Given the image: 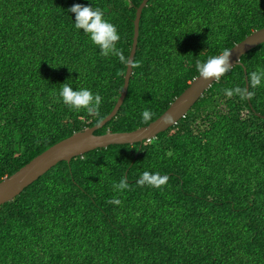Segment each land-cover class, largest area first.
<instances>
[{"label":"trees","instance_id":"16d2710c","mask_svg":"<svg viewBox=\"0 0 264 264\" xmlns=\"http://www.w3.org/2000/svg\"><path fill=\"white\" fill-rule=\"evenodd\" d=\"M142 1L0 0V182L112 112ZM77 3L116 26L125 61L74 28ZM263 27L264 0H149L127 96L96 133L148 125L199 76L197 61ZM241 61L150 141L61 161L2 204L0 264H264V82L250 98L224 92L264 70V43ZM67 80L101 96L97 115L58 100ZM144 171L168 181L140 186Z\"/></svg>","mask_w":264,"mask_h":264},{"label":"water","instance_id":"95a60500","mask_svg":"<svg viewBox=\"0 0 264 264\" xmlns=\"http://www.w3.org/2000/svg\"><path fill=\"white\" fill-rule=\"evenodd\" d=\"M148 2L149 0H143L137 8L133 44L128 58V60H131L132 64L134 63L138 49L142 12ZM262 43H264V27L254 31L230 49L232 51V67L237 64L242 65V56ZM133 70V66L130 67L127 62V71L122 93L112 112L99 124L86 128L85 130L77 131L71 136L59 141L36 156L17 172L5 177L0 182V206L6 202L12 201L21 194L26 187L38 180L61 161L70 162L74 157L112 144L142 143L146 140L148 141L155 138L159 133L168 130L184 118L194 104L204 95L206 90L217 80L214 78L205 80L199 76L195 77L190 85L171 103L169 108L161 116L146 126L132 131H109L103 134H96V130L104 127L119 112L127 96ZM247 90L249 91L248 78ZM169 113L174 117V121L171 125H165L163 123V117Z\"/></svg>","mask_w":264,"mask_h":264},{"label":"clouds","instance_id":"9594fccd","mask_svg":"<svg viewBox=\"0 0 264 264\" xmlns=\"http://www.w3.org/2000/svg\"><path fill=\"white\" fill-rule=\"evenodd\" d=\"M68 11L69 13L75 14V19H73L74 28L76 30H82L83 33L88 36L91 43L99 48L102 55L106 57L109 55H116L122 62L126 60L124 55L116 47L117 42L120 40V35L116 26L105 17L104 12L99 7L77 3L72 5ZM231 55L232 51L230 49H225L223 54L211 55L206 60L197 61L196 70L199 77L205 80L212 78L217 80L220 79L225 73L231 70ZM128 63L130 67L135 66L131 63L130 59L128 60ZM262 82H264V70L253 71L250 73L249 87L256 88L260 86ZM224 92L228 97L237 95L250 98L252 95L250 91L240 86L225 89ZM58 100L70 110L80 111L83 109L86 110L89 115L93 116L98 114L102 102V98L99 94H94L86 87L76 86L74 89L73 84L69 83L68 80L62 83V86L60 87L58 91ZM141 117L145 123H148L152 118V113L150 110L145 109L141 113ZM173 121L174 117L170 113L163 117V123L165 125H171ZM167 181L168 176L166 175L162 176L157 172L144 171L140 175L137 183L140 186L147 185L159 188L165 185ZM113 187L116 191H123L129 187L128 181L126 178H122L118 183H115ZM109 203L118 205L121 201L119 199H114L110 200Z\"/></svg>","mask_w":264,"mask_h":264}]
</instances>
